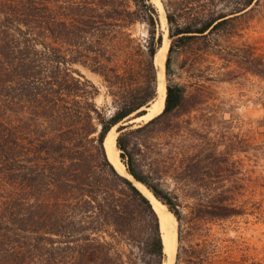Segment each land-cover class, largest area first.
<instances>
[{"label":"trees","instance_id":"trees-1","mask_svg":"<svg viewBox=\"0 0 264 264\" xmlns=\"http://www.w3.org/2000/svg\"><path fill=\"white\" fill-rule=\"evenodd\" d=\"M257 1L162 0L172 40L165 109L137 125L130 121L158 97L164 34L153 0H0V264H165L160 216L110 161L106 137L121 124L117 143L127 171L181 221V198L163 182L169 172L158 162L143 170L131 137L166 131L181 108L174 52L228 31ZM137 23L147 28L144 40L131 31ZM76 64L102 77L115 105L110 116L96 103L98 86ZM201 155L196 148L172 178L198 184L202 173L213 177L202 165L227 162L216 152ZM231 199L225 190L192 212L243 214ZM181 259L179 251L176 264Z\"/></svg>","mask_w":264,"mask_h":264},{"label":"rangeland","instance_id":"rangeland-1","mask_svg":"<svg viewBox=\"0 0 264 264\" xmlns=\"http://www.w3.org/2000/svg\"><path fill=\"white\" fill-rule=\"evenodd\" d=\"M153 2L160 18L164 11L167 18L162 0L164 10L157 0ZM161 24L170 49L168 19L166 24L161 19ZM131 31L141 40L147 38L143 23ZM74 68L98 86L96 103L110 116L115 105L102 77L81 64ZM172 68L173 82L185 93L181 108L165 124L166 131L135 133L130 149L143 170H150L155 162L165 167L169 172L164 175L165 187L181 198L176 256L180 251L181 264H264V0L254 3L228 31L178 48ZM165 77L167 81L166 68ZM153 118L130 122L138 125ZM120 125L114 127L118 136ZM196 148L202 157L216 152L227 162L211 169L202 165L201 172L210 171L213 177L202 173L198 184L176 182L171 172ZM225 190L243 214L213 219L192 212L195 206L211 204L216 193Z\"/></svg>","mask_w":264,"mask_h":264},{"label":"bare ground","instance_id":"bare-ground-1","mask_svg":"<svg viewBox=\"0 0 264 264\" xmlns=\"http://www.w3.org/2000/svg\"><path fill=\"white\" fill-rule=\"evenodd\" d=\"M158 5L161 7V10H164L163 5L159 0H157ZM161 19L163 24L167 23V18L165 11L161 14ZM169 49V44L164 41L162 48L158 52L156 56V65L158 69V83L160 81L161 83V97L160 100L155 102L152 107L149 109V113L141 118H153L154 116L158 115L161 113L165 107V101H166V94H167V81L165 77V60H166V55ZM110 139H113V144L116 149V154L117 157L120 155V151L116 148V143H117V137L118 134L115 131V128L112 130ZM116 168L123 174H127L126 172V166L124 162L118 157L117 162H116ZM130 176V175H129ZM138 187L151 199L154 208L158 212L161 222H162V232H163V238H164V243H165V250L167 253L170 252L171 248V239L173 238L174 242V249L176 251L177 247V218L176 216L168 209L166 205H164L161 201H159L153 194L148 190L143 184L136 182ZM169 221L171 223V227L173 229V236H171V239L169 235L166 232L165 229V222Z\"/></svg>","mask_w":264,"mask_h":264},{"label":"water","instance_id":"water-1","mask_svg":"<svg viewBox=\"0 0 264 264\" xmlns=\"http://www.w3.org/2000/svg\"><path fill=\"white\" fill-rule=\"evenodd\" d=\"M165 68H166V63H165ZM161 83H160V81H159V83H158V97H157V99L154 101V102H152V104L146 109L147 110V112L144 114V115H142V116H140V117H143V116H145V115H147L149 112H148V110L152 107V105L155 103V102H157L158 100H160V97H161ZM167 92H168V86H167ZM166 98H167V94H166ZM165 103H166V101H165ZM164 109H165V107H164ZM164 109H163V111H164ZM163 111L161 112V113H163ZM161 113H159L158 115H160ZM157 115V116H158ZM127 124V123H126ZM125 124V125H126ZM114 128H112L111 129V131L108 133V135H107V137H106V142H105V145H106V149H107V154H108V157H109V159H110V161L115 165V167H116V162H117V158L119 157L121 160H122V156H121V154L117 157V154H116V149H115V147H114V144H113V139L111 138L110 139V135H111V132H112V130H113ZM119 133H120V131H118ZM117 145H116V148L119 150V148H118V143H116ZM123 161V160H122ZM126 166V165H125ZM126 172H127V174L128 175H130L132 178H133V180H135L136 182H138L128 171H127V169H126ZM140 183V182H139ZM142 184V183H141ZM148 189V188H147ZM149 190V189H148ZM151 192V191H150ZM153 194V193H152ZM154 195V194H153ZM161 227H162V222H161ZM165 229H166V232H167V234L169 235V237H170V239H171V236H173V229H172V227H171V223L169 222V221H166L165 222ZM166 254H167V259H166V262H165V264H173V263H176L175 261L177 260V256H176V252H175V249H174V242H173V238L171 239V248H170V252L169 253H167L166 252Z\"/></svg>","mask_w":264,"mask_h":264}]
</instances>
